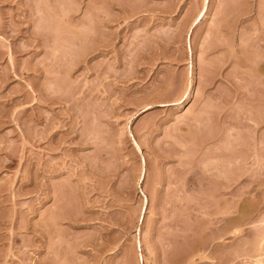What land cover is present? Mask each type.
<instances>
[{"label": "rangeland", "instance_id": "1", "mask_svg": "<svg viewBox=\"0 0 264 264\" xmlns=\"http://www.w3.org/2000/svg\"><path fill=\"white\" fill-rule=\"evenodd\" d=\"M203 4L0 0V264H264V0Z\"/></svg>", "mask_w": 264, "mask_h": 264}, {"label": "bare ground", "instance_id": "2", "mask_svg": "<svg viewBox=\"0 0 264 264\" xmlns=\"http://www.w3.org/2000/svg\"><path fill=\"white\" fill-rule=\"evenodd\" d=\"M208 3H209V0H204L203 7L200 10V12L197 14V16L195 17V22L194 23H197L200 19H202L203 17H205L207 15L206 12H207V9H208ZM261 70H262V68H261ZM193 73L194 72L191 73V77H192L191 81L194 80V74ZM190 95H191V90L184 94L185 99H189Z\"/></svg>", "mask_w": 264, "mask_h": 264}]
</instances>
